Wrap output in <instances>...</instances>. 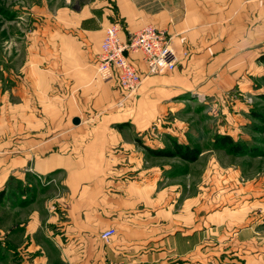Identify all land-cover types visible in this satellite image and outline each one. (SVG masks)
Instances as JSON below:
<instances>
[{"label":"crops","instance_id":"obj_1","mask_svg":"<svg viewBox=\"0 0 264 264\" xmlns=\"http://www.w3.org/2000/svg\"><path fill=\"white\" fill-rule=\"evenodd\" d=\"M113 22L123 41L163 30L174 70L149 75L127 52L142 78L128 95L97 73ZM41 24L1 97L0 264H264V182L237 185V168L231 196L207 200L212 168L196 183V159L179 169L144 141L191 93L219 106L232 135L252 106L237 95L264 106V0H61ZM245 196L247 209L228 207Z\"/></svg>","mask_w":264,"mask_h":264},{"label":"rangeland","instance_id":"obj_2","mask_svg":"<svg viewBox=\"0 0 264 264\" xmlns=\"http://www.w3.org/2000/svg\"><path fill=\"white\" fill-rule=\"evenodd\" d=\"M60 3L61 0H0V105L3 104L1 97L5 84L11 81L10 78L18 79L17 70L26 58L25 51L32 41V35L42 26L41 20L54 10V5ZM237 97L252 105L249 108L250 117L245 118L239 125L238 135H232L229 131L228 123H225L219 106H214L212 100L206 101L203 96L191 93L186 97L188 99L183 101L188 106L183 111L176 112V119L164 118L166 122L158 129L160 132L145 136L144 139L153 148H170L172 141L199 147L201 153L192 164L195 182L200 181L201 168L205 166V169L212 168L207 175L209 179L206 180V187L211 181L216 185L213 190L206 191L207 200L215 194L227 193L231 196L237 185L248 184L256 187L258 181V184L264 182V106L259 102L253 104L251 98L242 94ZM224 134L230 135L233 140L244 145L248 152L235 155L229 146L220 145L216 138ZM180 159L179 157L172 159L174 162L178 161L179 169L182 163ZM218 168H222L223 171H219ZM237 168L242 176L236 180L231 172ZM225 180H236L237 185L226 186L228 182ZM41 181L48 184L47 180ZM200 198L204 199L205 196ZM229 199L228 207L241 209L251 206L253 196H245V200L239 201L238 204ZM3 254L4 252L0 250V260L4 257Z\"/></svg>","mask_w":264,"mask_h":264},{"label":"built area","instance_id":"obj_3","mask_svg":"<svg viewBox=\"0 0 264 264\" xmlns=\"http://www.w3.org/2000/svg\"><path fill=\"white\" fill-rule=\"evenodd\" d=\"M119 31L118 22H113L105 28L95 70L102 75L115 73L118 85L126 95L135 92L142 81L138 69L129 60L127 52L142 54L149 75H159L174 70L178 62V54L171 46V38L166 36L163 30L145 25L129 34L126 41L119 37ZM114 233V228L103 229L99 238L106 242Z\"/></svg>","mask_w":264,"mask_h":264},{"label":"trees","instance_id":"obj_4","mask_svg":"<svg viewBox=\"0 0 264 264\" xmlns=\"http://www.w3.org/2000/svg\"><path fill=\"white\" fill-rule=\"evenodd\" d=\"M216 141L219 142L220 145L229 146V149L232 150L233 154L240 155L243 153H247V149L242 145L239 144L235 140L232 139L230 135L224 134L223 136L217 137ZM170 148H153L150 146H146L147 151L153 155V156H168V157H179L183 160L193 162L199 154L201 153V150L197 146H190L187 144L179 143L176 141L171 142Z\"/></svg>","mask_w":264,"mask_h":264},{"label":"water","instance_id":"obj_5","mask_svg":"<svg viewBox=\"0 0 264 264\" xmlns=\"http://www.w3.org/2000/svg\"><path fill=\"white\" fill-rule=\"evenodd\" d=\"M78 121H79L78 118H75V119L73 120L74 123H78Z\"/></svg>","mask_w":264,"mask_h":264}]
</instances>
